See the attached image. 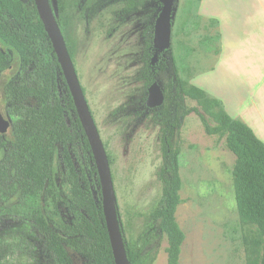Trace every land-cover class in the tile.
Wrapping results in <instances>:
<instances>
[{
	"label": "rangeland",
	"instance_id": "rangeland-1",
	"mask_svg": "<svg viewBox=\"0 0 264 264\" xmlns=\"http://www.w3.org/2000/svg\"><path fill=\"white\" fill-rule=\"evenodd\" d=\"M22 1L28 11L30 4ZM49 3L107 154L126 237L139 246L145 216L161 195L166 177L160 150L165 124L153 111L140 107L149 86L142 75L145 66L153 65V82L162 89L164 99L180 80L185 89L196 86L209 98L221 100L233 118L248 116L255 133L264 135V0H175L171 45L157 53L154 63L146 43L152 19L161 6L159 0ZM49 58L48 50L39 47L24 69L12 63L0 75V113L10 124L20 117L22 107L6 92V86L32 83L38 66ZM55 97L65 98L60 79ZM179 100L182 106L173 107L171 117L182 110L186 114L180 124L179 120L173 124L170 140L179 148L181 201L174 215L184 233L177 264H249L260 258L261 248L253 244L258 237L256 226L243 221L236 208L232 177L235 157L223 136L204 129L196 109L211 126L216 122L199 100L187 94ZM37 104L33 97L21 101L28 107ZM65 118L71 124L75 115L67 110ZM9 139L10 128L5 138L0 137V148L11 157L15 147ZM60 158L56 187L47 183L41 189L31 185L22 190L8 172L10 162L0 163V247L6 249L0 264H51L34 220L44 217L50 225L60 226L71 222L74 215L65 200L71 186ZM74 161L86 170L92 195L98 200L92 164L81 147L76 148ZM166 245V235L156 233L144 246L143 255L151 264H167ZM66 251L74 264H87L72 247L66 246ZM147 260L144 264H149Z\"/></svg>",
	"mask_w": 264,
	"mask_h": 264
},
{
	"label": "trees",
	"instance_id": "trees-1",
	"mask_svg": "<svg viewBox=\"0 0 264 264\" xmlns=\"http://www.w3.org/2000/svg\"><path fill=\"white\" fill-rule=\"evenodd\" d=\"M25 1L30 4L28 11L22 0H0V75L12 63L24 69L37 54L39 47H45L50 58L38 66L32 83L9 84L5 88L20 103L22 111L20 117L10 124L9 141L15 147L14 154L10 157L0 148V163L10 162L8 172L15 177L22 190L31 185L41 189L47 183L56 187L57 158L61 155L60 161L68 172L67 182L71 186L70 196L65 200L69 211L74 215L71 222L60 226L50 225V221L44 217L34 220L43 239L44 254L51 258V264H74L66 251V246H70L85 257L87 264H115L103 215L100 183L88 138L34 0ZM196 1L199 3L201 0ZM157 14L152 19L150 40L146 43L152 56L155 52H160L152 43ZM213 20L218 24L216 19ZM153 68V65L148 64L142 72L149 85L154 80L151 73ZM57 79L65 86L63 99L55 97ZM175 86L171 94H165L162 105L149 108L145 100L140 104L143 111H153L155 118L163 120L165 124L161 129L160 150L166 177H163L165 185L161 195L152 211L145 216L146 228L138 236L141 245H133L127 239L118 211L128 263L144 264L147 257L143 255V248L160 232L167 238L166 263H178L184 240V233L174 215L175 208L181 201L178 195L179 148L170 140L173 124L178 120L180 124L186 113L182 110L177 117H171V109L182 106L179 99L187 94L199 100L203 109L215 120L216 125L211 126L196 109L206 132L223 136L226 148L235 157L232 177L236 208L243 221L256 226L258 237L253 244L261 248L260 258L252 259L249 264H264V141L245 122L230 116L221 100L209 98L205 90L196 86L185 89L180 80ZM26 97L35 98L37 106L21 105ZM213 106L218 108L214 110ZM67 110L75 115L71 124L65 118ZM0 137L5 138V133L0 134ZM77 147H81L91 161L98 185V200L92 195L86 170L75 165L74 154ZM5 254L6 249L0 247V263ZM147 261L151 264V259Z\"/></svg>",
	"mask_w": 264,
	"mask_h": 264
},
{
	"label": "water",
	"instance_id": "water-1",
	"mask_svg": "<svg viewBox=\"0 0 264 264\" xmlns=\"http://www.w3.org/2000/svg\"><path fill=\"white\" fill-rule=\"evenodd\" d=\"M159 1L161 7L154 22L152 43L157 50L162 51L171 45V12L175 0ZM34 3L40 20L42 21L45 31L50 39L52 48L71 94L78 118L86 133L92 150L100 183L103 215L114 262L115 264H129L119 223L118 207L110 166L97 125L92 116L75 65L49 0H34ZM156 59L157 52L153 54L151 63H154ZM163 101L164 94L162 89L156 82H152L148 87V94L145 100L146 106L149 108L157 107L160 106ZM9 128V119L5 118L0 113V134L6 133Z\"/></svg>",
	"mask_w": 264,
	"mask_h": 264
},
{
	"label": "crops",
	"instance_id": "crops-1",
	"mask_svg": "<svg viewBox=\"0 0 264 264\" xmlns=\"http://www.w3.org/2000/svg\"><path fill=\"white\" fill-rule=\"evenodd\" d=\"M240 27L242 28V23H240ZM238 30H240V29H238ZM232 31L234 32H236V29H235V27H232ZM256 31H258V29L256 30ZM256 34H257V32H256ZM257 44V41H255V43H254V48L256 49V45ZM226 110V109H225ZM227 112V111H226ZM228 113V112H227ZM229 114V113H228ZM230 115V114H229ZM231 116V115H230ZM239 117H240V119H241V121H243V122H245L248 126H250L251 127V125L248 123L249 122V117L248 116H243V115H239ZM252 128V130H253V127H251ZM254 131V130H253ZM262 131V130H261ZM255 132V131H254ZM257 136H258V134L257 133H255ZM262 141H264V135L260 132V136H258Z\"/></svg>",
	"mask_w": 264,
	"mask_h": 264
},
{
	"label": "flooded vegetation",
	"instance_id": "flooded-vegetation-1",
	"mask_svg": "<svg viewBox=\"0 0 264 264\" xmlns=\"http://www.w3.org/2000/svg\"><path fill=\"white\" fill-rule=\"evenodd\" d=\"M148 94V93H147ZM146 100V99H145ZM146 104V103H145Z\"/></svg>",
	"mask_w": 264,
	"mask_h": 264
}]
</instances>
